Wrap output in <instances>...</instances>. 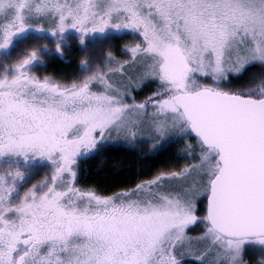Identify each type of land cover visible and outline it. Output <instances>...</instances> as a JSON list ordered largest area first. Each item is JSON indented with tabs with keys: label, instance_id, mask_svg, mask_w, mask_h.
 <instances>
[{
	"label": "snow or ice",
	"instance_id": "6c2138e0",
	"mask_svg": "<svg viewBox=\"0 0 264 264\" xmlns=\"http://www.w3.org/2000/svg\"><path fill=\"white\" fill-rule=\"evenodd\" d=\"M110 27L133 31L127 57L81 60L82 78L37 76L36 47L0 72V264H264V0H0V49L48 32L62 53L68 29ZM172 135L192 163L110 194L80 183L106 141ZM34 158L50 172L21 188Z\"/></svg>",
	"mask_w": 264,
	"mask_h": 264
},
{
	"label": "trees",
	"instance_id": "16d2710c",
	"mask_svg": "<svg viewBox=\"0 0 264 264\" xmlns=\"http://www.w3.org/2000/svg\"><path fill=\"white\" fill-rule=\"evenodd\" d=\"M79 46L81 45L79 44ZM74 52V50H70L65 58L56 53V57L44 65V76L53 75L62 81L73 80L72 77L75 75L77 67L80 68L83 65L76 60ZM114 54L120 57L116 51ZM260 70L261 67L258 63L253 64L249 67L248 72L240 77V80H247L252 73H259ZM152 88L154 85L147 84L142 90H137V98H142ZM186 139L179 135H173L171 138L161 141L156 147H153L152 141H149L135 145L131 143L119 145L121 148H108L106 152L104 149L102 151L105 152L103 154H105L106 160L98 163L97 158H94L92 161L86 162L87 172L83 173L82 181L85 185L97 186L104 193H111L121 187L132 186L139 178L150 177L159 168L183 167L186 161L192 163L193 156L199 151L194 143L193 147L189 149L185 143ZM190 231L193 234L198 233L202 231V225H194Z\"/></svg>",
	"mask_w": 264,
	"mask_h": 264
},
{
	"label": "rangeland",
	"instance_id": "374dc122",
	"mask_svg": "<svg viewBox=\"0 0 264 264\" xmlns=\"http://www.w3.org/2000/svg\"><path fill=\"white\" fill-rule=\"evenodd\" d=\"M135 35L136 38H139L138 34ZM133 36L134 33L132 30H128V29L116 30L110 27L103 34L99 32L95 34L92 33L87 34L85 40L81 42L80 33L74 29H68L61 38V46L63 48V52L61 53L58 52L56 49L57 36H54L48 32H29L26 33L24 36L17 38V40H15L9 48L0 49V72L3 71L5 64L10 65L14 63L16 60H18L20 57L26 54L27 49L33 47L41 49L42 60H38L37 62H34L31 70L41 78H43L44 76V72H43L44 65H46L50 59L56 57V53L62 55V57L65 58L66 55L69 54L70 50L75 51L74 55L76 57V60L79 62V64H81V60L86 59L88 65L91 68H94L97 64L99 65L105 64L107 59V53L109 51H112L113 53L114 51H116L121 58H126L127 54L123 45L126 42L131 41L133 39ZM79 44L81 46H79ZM87 71L88 69L85 67V65H82V67L80 68L77 67V71L72 78L74 79L82 78L85 74H87ZM167 138H171V136ZM149 141H151L150 138L142 137L139 138L135 144L140 142L148 143ZM125 144H128V142L122 139L109 140L106 141L102 147H99L93 150L92 152L83 155L81 157V168H82L81 176H84L83 173L87 172V167L85 166L86 162L92 161L94 158H97L98 163L104 162L106 158L104 156L105 154L103 153H105L108 150V148H112V149L121 148V146L119 145H125ZM104 149L105 152H103ZM195 157L196 154L193 156V158ZM20 162L26 170L25 179L21 184V188L42 179L46 174L50 172L51 165L50 162L46 159L34 158L28 162H24L23 160H21ZM186 163H188V161H186L185 164ZM80 183L85 185L82 179ZM104 194H110V193H104ZM255 255H258V253ZM255 255L249 258L254 259ZM185 264H199V261H197L194 257H185Z\"/></svg>",
	"mask_w": 264,
	"mask_h": 264
},
{
	"label": "clouds",
	"instance_id": "9594fccd",
	"mask_svg": "<svg viewBox=\"0 0 264 264\" xmlns=\"http://www.w3.org/2000/svg\"><path fill=\"white\" fill-rule=\"evenodd\" d=\"M45 177V176H44ZM44 177L42 178V179H40V180H38V181H36L37 183H39L40 181H42L43 179H44Z\"/></svg>",
	"mask_w": 264,
	"mask_h": 264
}]
</instances>
